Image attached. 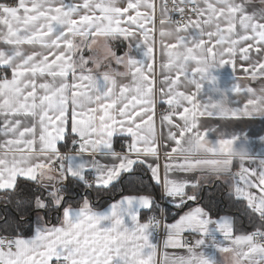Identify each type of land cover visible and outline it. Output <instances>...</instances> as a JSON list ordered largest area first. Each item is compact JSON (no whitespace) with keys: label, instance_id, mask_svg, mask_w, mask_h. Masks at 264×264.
<instances>
[{"label":"snow or ice","instance_id":"1","mask_svg":"<svg viewBox=\"0 0 264 264\" xmlns=\"http://www.w3.org/2000/svg\"><path fill=\"white\" fill-rule=\"evenodd\" d=\"M172 5L167 0L0 3V190H15L20 177L35 185L33 197L17 203L15 234L0 235V264H157L161 226L165 249L186 250L165 252L163 264H224L230 253L237 264H264V160L257 163L251 155L246 134L229 135L200 119L264 118V0L260 7L254 0H172ZM167 27L173 29L171 39L163 38ZM100 40L104 54L95 55ZM114 41H126L127 50L117 54ZM224 65L240 73L231 90L235 99L229 102L221 93L219 101L200 102L205 83H216L211 69ZM241 77L261 86L242 85ZM158 103L167 106L159 134ZM116 137L122 138L120 150ZM240 148L248 159L234 172L229 157ZM136 165L147 166L161 199L177 208L198 199L202 180L227 177L257 226L240 231L230 217L214 220L202 207L168 223L154 196L123 188L103 210L87 196L73 206L69 183L98 194L115 192L122 175ZM145 210L149 215L142 220ZM32 213L35 221L26 236L21 222ZM185 234L193 239L185 240ZM209 243L218 259L203 251Z\"/></svg>","mask_w":264,"mask_h":264},{"label":"crops","instance_id":"2","mask_svg":"<svg viewBox=\"0 0 264 264\" xmlns=\"http://www.w3.org/2000/svg\"><path fill=\"white\" fill-rule=\"evenodd\" d=\"M254 4L257 7L262 6V5H260V0H254ZM159 21H160V12L158 10L156 13L157 31L159 30ZM113 46H114L115 50L117 51V54H123L127 50V42L126 41H123V42L114 41ZM85 55H87V53H85ZM133 55H138V54L134 52ZM139 55L142 57V53H140ZM159 61H160V56H159V53L157 52V57H156L157 88L160 87L159 81L162 79V76H161L160 70H159ZM211 75L215 76V78H216L215 85H209V84L205 83L204 88L201 91V93L199 94L197 99L202 103H207L209 101V98H211V100L213 102H216V101L221 100V98H222L221 93H223L224 95L227 96L229 102L233 101L235 99V97H234L231 90H232L234 84L236 83V78H235L236 75H240L239 70L235 74L230 65H224L222 67H216V68L211 69ZM239 82L242 85L252 86L254 88H258L261 86L259 81H250V80L243 78V77H241ZM166 107L167 106L164 104H159V103L157 104L156 122H157L158 134H159V128H160L159 117H160L161 112L164 111V109ZM200 119L203 122L205 127L218 128L219 130H221V131H223L229 135H231V134H237V135L246 134L248 141H249V149H250L251 155L255 159H257V163H258V160H264V118L257 116L255 118L227 119V120L220 119V118H213V117H201ZM68 132L71 133L70 126L66 130L65 136L67 135ZM71 135H73V134L71 133ZM210 139H212L213 141L216 140L215 133H210ZM116 140H118V144L114 145V146L117 150H120L122 138L116 137L115 142H116ZM63 143H64V141H61L60 146ZM62 151H65V150H62ZM148 159H151V158H148ZM159 163L161 165L160 174H161V177H163V174H164L163 165L165 163V156H164V150L163 149L160 150ZM141 166H143L146 169L150 178L156 184V182L153 180L151 172L148 170L147 166L146 165H141ZM246 166L256 167V165H254V164H246ZM238 169H239V162L234 161L233 171L235 172ZM180 175H183V174H180ZM199 175H200L199 173L191 174V176H196V177H199ZM191 176L189 178H191ZM18 179L26 180L23 177H20ZM210 182H213L214 184L216 183V184L222 185L226 189V192H229L230 195H233L235 197V195L233 194V189L230 186V181L227 177H222V178L218 179L216 177L210 176V177H208L207 180H202L201 186H204L203 188L209 187L208 185ZM10 191L11 190H9V191L0 190V200H2V197L4 195H7L6 193H8ZM252 191L256 192L255 189H252ZM161 195H162V193H161ZM161 201H163V203H165L169 207L174 208L175 210L179 209V208L174 206V204L170 201V199H161ZM241 201H243V200H241ZM244 202L246 203V201H244ZM188 204H189V206L187 207ZM107 206H108V204L104 205L102 207H95V208H97L99 210H103ZM184 207H186V208L181 211V213L178 215L177 218H175L172 221H166V222L173 223V222H175V220L179 219V217L181 215L187 213L188 211H190L196 207H202V206L199 203H195V201H188L184 205ZM148 215H149V212L147 210H145L143 212V215H142V220L145 219ZM221 216H228L231 219H233L230 215H226V214H221L218 217H211V216L210 217L215 220ZM34 219H35V216L33 217V221H34ZM214 236H215V239L217 241L223 240L222 236L219 233H214ZM156 239H157V242L159 245L157 255H156L157 264H163L165 252H168L169 254H173V253L184 254L186 251L185 249H172V248L165 249L164 248L163 245H164V241L167 239V232L163 228V226H162L161 230H158V231L156 230ZM184 239L187 241H191L193 239V236L189 235V234H185ZM203 251L206 253L207 256L215 257L217 259L219 258L218 252L211 246L210 243L206 247L203 248Z\"/></svg>","mask_w":264,"mask_h":264},{"label":"trees","instance_id":"3","mask_svg":"<svg viewBox=\"0 0 264 264\" xmlns=\"http://www.w3.org/2000/svg\"><path fill=\"white\" fill-rule=\"evenodd\" d=\"M12 0H0V3H11ZM66 137L68 141L71 140V133H67ZM65 143V141H64ZM64 143L60 146L61 150L64 148ZM118 144L116 140L115 145ZM214 185L213 182L209 183V187L201 186L198 193V199L195 203H199L211 217H218L221 214L230 215L233 218L235 227L240 231L251 232L255 226L251 222V212L246 207L244 201L236 199L226 189L216 184L214 188H210ZM69 188L72 193L73 206H77V202L81 201L82 197L87 196L94 207H102L109 204L113 199H118L120 196V188H123L125 193L131 191H139L143 194H149L154 196L156 202L161 207V189L160 186L155 184L150 178L146 169L141 165L134 166L131 172L125 173L121 177V181L117 186L115 192H102L90 191L85 189L82 185L69 183ZM35 191V185L23 179H18L17 188L6 193L7 200H0V235H14V229L16 227V221L20 218V212L17 209L18 201L28 200L33 197ZM189 204L187 205V207ZM186 207H181L175 210L164 203V220L172 221L178 217L182 210ZM156 214L159 216L160 212L157 209ZM53 222L55 223V213L52 214ZM34 213L29 214L25 221L21 222V231L24 235L31 234V225L33 224ZM32 218V220H30Z\"/></svg>","mask_w":264,"mask_h":264},{"label":"clouds","instance_id":"4","mask_svg":"<svg viewBox=\"0 0 264 264\" xmlns=\"http://www.w3.org/2000/svg\"><path fill=\"white\" fill-rule=\"evenodd\" d=\"M161 31H162L163 38H166V39H171L172 36L174 35L173 29L171 27H167L165 29H162ZM93 53L95 55L104 54V41L100 40L93 46ZM229 159L242 162L248 159L247 150L244 148L233 149ZM224 264H237L234 254H231V253L228 254L225 257Z\"/></svg>","mask_w":264,"mask_h":264},{"label":"built area","instance_id":"5","mask_svg":"<svg viewBox=\"0 0 264 264\" xmlns=\"http://www.w3.org/2000/svg\"><path fill=\"white\" fill-rule=\"evenodd\" d=\"M157 2H159V0H157ZM167 3H168V6H169V8H171L173 5H172V0H167ZM158 11V10H157ZM186 11H187V9H186ZM173 15H175V14H173ZM2 199L5 201V200H7L8 199V196L7 195H4L3 197H2ZM163 206H164V203H163V201H161V208H163ZM159 216H160V214H159ZM161 219H162V221H164V215L161 217ZM161 228H162V226L159 228V229H157V231L158 230H161Z\"/></svg>","mask_w":264,"mask_h":264},{"label":"water","instance_id":"6","mask_svg":"<svg viewBox=\"0 0 264 264\" xmlns=\"http://www.w3.org/2000/svg\"><path fill=\"white\" fill-rule=\"evenodd\" d=\"M215 185H216V183H215L212 187H210V188H211V189L214 188ZM30 220H32V218H31Z\"/></svg>","mask_w":264,"mask_h":264},{"label":"rangeland","instance_id":"7","mask_svg":"<svg viewBox=\"0 0 264 264\" xmlns=\"http://www.w3.org/2000/svg\"><path fill=\"white\" fill-rule=\"evenodd\" d=\"M34 216H35V215H34ZM34 221H35V219H34ZM34 221H33V222H34Z\"/></svg>","mask_w":264,"mask_h":264}]
</instances>
